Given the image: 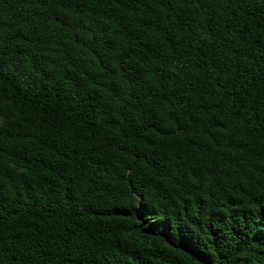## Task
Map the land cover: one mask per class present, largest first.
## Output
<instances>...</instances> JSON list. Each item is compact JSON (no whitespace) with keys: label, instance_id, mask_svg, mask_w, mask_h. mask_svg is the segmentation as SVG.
<instances>
[{"label":"trees","instance_id":"obj_1","mask_svg":"<svg viewBox=\"0 0 264 264\" xmlns=\"http://www.w3.org/2000/svg\"><path fill=\"white\" fill-rule=\"evenodd\" d=\"M0 264H264V0H0Z\"/></svg>","mask_w":264,"mask_h":264}]
</instances>
